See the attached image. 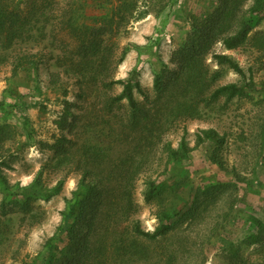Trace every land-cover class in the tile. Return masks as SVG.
<instances>
[{"label":"rangeland","instance_id":"rangeland-1","mask_svg":"<svg viewBox=\"0 0 264 264\" xmlns=\"http://www.w3.org/2000/svg\"><path fill=\"white\" fill-rule=\"evenodd\" d=\"M134 1L133 15L128 14L118 35L107 38L118 54L117 45L144 46L141 54L129 51L115 76L126 77L140 63L135 97L155 113V132L162 129V139L153 146L140 140L141 131L129 136L121 122L130 121L129 109L125 115L107 105V93H119L121 85L101 88L84 102L79 74L59 63L61 53L52 43L54 35L72 37L57 18L63 11L64 24L72 9L76 15L84 9L93 15L97 9L120 6V0L47 2V38L27 45L38 59V78L18 89L20 97L6 94L12 66L0 67V125L5 126L0 128V264L30 263L55 243L64 249L72 245V229L77 234L95 229L92 242L104 251L97 264H120L113 253L116 246L126 252L122 264L264 263V240L247 241L253 234L264 237V4L261 20L245 41L228 49L217 37L239 27L255 0ZM227 6L233 11L230 18L217 10ZM212 12L213 20L207 22L211 36L192 46L194 25L201 27L199 18ZM213 53L229 54L244 73L217 64ZM250 81L253 87L243 94L213 96L217 85ZM178 107L184 110L179 113ZM205 130H213V137ZM64 135L78 144H70V155L58 156L54 151ZM167 143L180 151L178 157L170 155ZM84 145L104 146L106 154L85 158ZM87 165L94 175L84 173ZM96 176L112 190L90 219L91 227L85 225L89 217L81 224L71 221V229L54 241L80 182H96ZM160 181L168 188L148 200L149 187ZM83 192L80 199L88 201ZM164 210H178L179 215L162 236L149 239L133 233L136 224L155 231ZM76 252L68 251L60 259L66 261L55 264H74L70 259ZM61 254L56 250L53 257Z\"/></svg>","mask_w":264,"mask_h":264},{"label":"trees","instance_id":"trees-1","mask_svg":"<svg viewBox=\"0 0 264 264\" xmlns=\"http://www.w3.org/2000/svg\"><path fill=\"white\" fill-rule=\"evenodd\" d=\"M12 1L0 0V67L3 65L12 66L11 75L7 79L9 87L6 92L10 98H13V95L20 97L18 89L22 86L29 85L30 80H37L39 66L38 59L34 58L35 55L33 57L30 54L27 50V45L30 43L41 44L43 40H46L48 30L45 28L51 22V15L46 12L51 0ZM120 2H122L120 6H111L103 9L96 8L97 11L93 15L87 14L85 9L83 10V13L76 15V9H72V14L64 24L63 20L66 13L63 11L62 15H60L62 17L57 18L61 19L60 26L62 28H69L71 30L72 37L69 36L68 38L58 39L56 35H54L52 43L61 53V55H58L59 63L64 64L67 71H76L77 75L79 74L78 79L83 85L81 97L84 102L93 96V92H99L98 94H100L102 92L101 88L110 90L115 85H121L122 89L119 93H107V105L111 110L113 107L119 108L122 110V113H125V115L127 113L126 109H129L131 111L130 121L124 122L121 118L124 128H129V136L136 137V135L133 134L135 132L138 134L139 131H141L142 135L140 140L143 139L145 141L146 147H148L151 142L153 146L156 139H162V129H159V132H155V129H153V126L155 125V113L152 114L149 112L150 110L147 108L145 109L144 106L139 104L135 97V89L140 88V63L138 62L126 77L117 78L115 76L118 65L125 60L126 55L131 49H137L139 54H141L143 53L144 48V46L137 43H129L123 47L117 45L116 48L121 49L118 54L115 51V47L110 45L107 35L111 37L118 35L121 27L124 26L128 19V14H131L132 16L137 6L134 0H120ZM255 4V6L252 5L248 9H245L239 27L223 37H217L222 40L226 48L233 49L240 46L247 38L249 32L261 20V10L263 8L261 7V4H264V0H255ZM217 10H221L226 18H230L233 13L229 6ZM53 13L54 12L52 11V15ZM204 18L206 19L199 18L200 21L204 22L201 27H199L198 24L194 25L196 31L194 32L192 46L202 45L201 41H204L207 37L211 36L207 27V22L213 20V12L208 13ZM51 31L55 34V28H52ZM36 32L41 35L35 37L34 34ZM13 51H15V53ZM212 57L217 64L229 65L236 72L240 74L244 73L240 64L229 54L213 53ZM217 76L218 71L214 73L213 79H216ZM159 81L160 80L158 79L157 82ZM252 87V81L244 84L233 82L217 85L213 91V96L220 97L222 95H228L235 97L239 94H243ZM125 101L127 102V105L125 104L124 108ZM21 104H23V100L21 101ZM15 105L17 106L16 103ZM180 110L184 109L178 107L179 113ZM147 117L148 121L145 123ZM26 121L28 122V119ZM1 127L2 124L0 125V128ZM4 128L5 126L2 127V129ZM204 132L210 138L213 137L211 136L214 132L213 130H205ZM58 141V146L54 151L58 156H61L62 154L70 155L72 153L71 148L69 147L70 144H78L76 138H69L66 135H64L63 139H59ZM142 145L143 144L140 145V149H142L143 146L145 147V145ZM183 145H186L185 141L183 142ZM167 149L173 158L174 156L178 157L180 155V151L171 147L168 143ZM83 150L84 157L91 158V160L100 158L106 154V148L104 146L84 145ZM83 171L86 174L94 175L93 168L89 165L85 166ZM96 178V182H80L79 189L77 190L78 196L69 200V208L64 216V225L57 232L54 241H59L63 233L71 229V221L81 224L86 221L85 218L89 217L85 225H88L89 228L91 227L92 223L90 224V219L95 218L98 215L99 210H101L104 205L103 200L112 190L111 186L103 181L102 178L98 176H96ZM166 188H168L167 182H155V184H152V187H149L147 191V199L150 200L159 196L164 190H166ZM81 192L85 193L88 201L80 199L79 194ZM126 193L130 194L128 189H126ZM130 198L131 196L127 201L131 202ZM163 212L164 213L160 215L163 223H160V226H158L155 231L142 229L140 224H136L133 233L137 236H144L149 239H155L162 236L165 231L171 227L172 219L179 215L178 210L167 212L164 210ZM116 226L117 225H113L112 228ZM94 230L95 229H90V231L85 234H77L75 233V230L72 229V238H70L72 245H66L64 249L61 248V250H59V243L50 245L44 254L33 257L30 263L27 264H55L57 261L63 262L64 260L60 259L65 258L68 251H77L70 259V261H74V264H97L98 260L102 259L100 254H103L102 252L104 251H102V246L98 247L96 241L92 242L93 239L91 233ZM252 236L253 237L247 239L250 243L262 242L264 240V237L259 234H253ZM56 250L62 252L61 256L57 259L53 257L54 251ZM115 251L118 254L115 256L120 259V264H122L121 261H124L126 252L122 249L120 250L119 246L114 248V254ZM143 253L144 252H142V254ZM242 264L264 263L245 261Z\"/></svg>","mask_w":264,"mask_h":264}]
</instances>
